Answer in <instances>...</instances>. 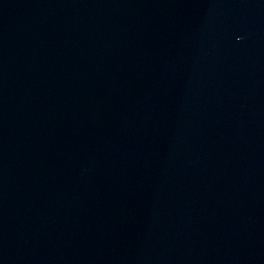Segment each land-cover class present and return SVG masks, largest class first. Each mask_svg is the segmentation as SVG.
<instances>
[{
  "label": "water",
  "instance_id": "obj_1",
  "mask_svg": "<svg viewBox=\"0 0 264 264\" xmlns=\"http://www.w3.org/2000/svg\"><path fill=\"white\" fill-rule=\"evenodd\" d=\"M0 264H264V0H0Z\"/></svg>",
  "mask_w": 264,
  "mask_h": 264
}]
</instances>
